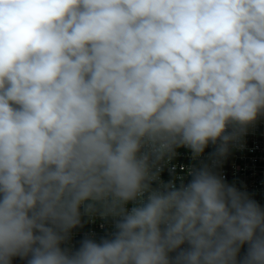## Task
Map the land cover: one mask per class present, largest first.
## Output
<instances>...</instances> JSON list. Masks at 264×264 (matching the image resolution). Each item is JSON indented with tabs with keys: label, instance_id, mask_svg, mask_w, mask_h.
I'll list each match as a JSON object with an SVG mask.
<instances>
[{
	"label": "clouds",
	"instance_id": "1",
	"mask_svg": "<svg viewBox=\"0 0 264 264\" xmlns=\"http://www.w3.org/2000/svg\"><path fill=\"white\" fill-rule=\"evenodd\" d=\"M262 115L264 0H0V264H264V208L210 165L152 187ZM82 209L116 231L69 252Z\"/></svg>",
	"mask_w": 264,
	"mask_h": 264
},
{
	"label": "built area",
	"instance_id": "2",
	"mask_svg": "<svg viewBox=\"0 0 264 264\" xmlns=\"http://www.w3.org/2000/svg\"><path fill=\"white\" fill-rule=\"evenodd\" d=\"M216 145L209 144L200 157L193 159L191 151L180 147L176 149V155L167 163L162 164L159 180L152 182L153 188H160L161 182L167 184L173 182L177 187L180 183H187L191 176L188 170L210 165L213 171L221 176L224 181L246 193L264 208V115L258 117L256 122L246 129L238 139L228 146L226 155L217 160L210 155L215 153ZM135 206L129 202L126 208L129 210ZM81 223L73 228L68 239L61 244L62 249L74 252L79 249L85 239H92L99 243L102 239L111 238L116 231L115 221L118 218L100 216L89 217L81 210ZM182 247H187L183 245ZM247 250L245 244L241 248L238 260ZM170 256H175L171 253ZM28 258L19 256L12 258V264H27Z\"/></svg>",
	"mask_w": 264,
	"mask_h": 264
}]
</instances>
